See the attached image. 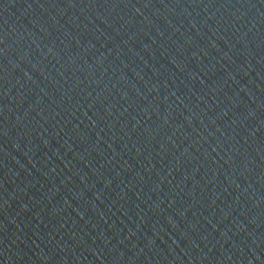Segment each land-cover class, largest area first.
I'll return each instance as SVG.
<instances>
[{"label":"water","instance_id":"1","mask_svg":"<svg viewBox=\"0 0 264 264\" xmlns=\"http://www.w3.org/2000/svg\"><path fill=\"white\" fill-rule=\"evenodd\" d=\"M0 264H264V0H0Z\"/></svg>","mask_w":264,"mask_h":264}]
</instances>
